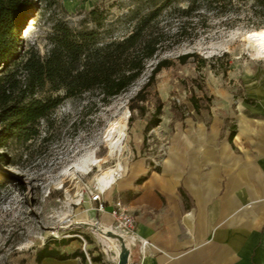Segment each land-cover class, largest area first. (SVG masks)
<instances>
[{
    "label": "rangeland",
    "instance_id": "374dc122",
    "mask_svg": "<svg viewBox=\"0 0 264 264\" xmlns=\"http://www.w3.org/2000/svg\"><path fill=\"white\" fill-rule=\"evenodd\" d=\"M62 2L74 21L95 4L108 8L114 18L126 10L128 0ZM248 6L249 2H239L228 13H207L206 25L193 39L148 59L137 79L119 94L107 101L96 94L66 99L48 121H39L38 135L9 141L5 148L9 157L0 160V264H33L45 244L84 252L81 236L89 254L88 258L84 252L83 264H114L115 245L107 246L94 228L112 226L98 225V216L92 218V209H87L89 191L98 187V178L119 162L123 174L141 156L151 167L156 165L172 130L186 126L189 116L208 119L215 112L226 113L224 101L236 109L242 100L264 98V57L247 39L263 32L264 26ZM31 23L23 35L43 52V29ZM185 52L192 54L181 61L179 55ZM164 57L171 63L148 80L156 61ZM158 100L160 121L148 126ZM229 118H225L228 125ZM117 120L126 121V137L122 150L111 155L105 134ZM98 159L103 161L98 164ZM92 255L100 258L92 260Z\"/></svg>",
    "mask_w": 264,
    "mask_h": 264
},
{
    "label": "crops",
    "instance_id": "0c3cea01",
    "mask_svg": "<svg viewBox=\"0 0 264 264\" xmlns=\"http://www.w3.org/2000/svg\"><path fill=\"white\" fill-rule=\"evenodd\" d=\"M222 104L225 114L177 125L153 167L135 158L104 191L106 211H90L109 225L113 200L123 201L136 234L149 240L142 264H264V98L236 109ZM33 264L83 258L45 256Z\"/></svg>",
    "mask_w": 264,
    "mask_h": 264
},
{
    "label": "trees",
    "instance_id": "16d2710c",
    "mask_svg": "<svg viewBox=\"0 0 264 264\" xmlns=\"http://www.w3.org/2000/svg\"><path fill=\"white\" fill-rule=\"evenodd\" d=\"M239 2H249L251 14L264 26V0H128L114 18L95 4L74 21L62 0H0V160L9 157L10 140L38 135L39 121H48L66 99L96 94L107 101L137 79L148 59L193 39L206 25L207 13H228ZM31 20L43 29V52L23 35ZM191 54L179 58L185 61ZM170 63L165 57L157 60L148 80ZM161 108L158 100L148 126L159 123ZM77 255L85 257L80 249L66 252L45 244L37 260Z\"/></svg>",
    "mask_w": 264,
    "mask_h": 264
},
{
    "label": "built area",
    "instance_id": "2783aa9c",
    "mask_svg": "<svg viewBox=\"0 0 264 264\" xmlns=\"http://www.w3.org/2000/svg\"><path fill=\"white\" fill-rule=\"evenodd\" d=\"M122 168L116 173L114 180L110 183L112 184L116 178L121 176ZM108 187V186H107ZM107 187L101 189L95 187L89 191V205L87 209H92L97 212L106 211L105 201L103 198V193ZM109 213L113 218V231L119 233L124 238V241L129 248V255L126 264H142L143 257L147 253V247L149 245V240L147 238L140 237L135 232V218L134 214L128 210L126 205L120 198H116L112 202V207L109 209ZM95 222L100 224L98 219H95ZM83 240V250L86 256L89 258V254L86 251V239L81 236ZM118 252L112 251L111 260L116 264L118 257ZM108 255V254H107ZM110 256V255H109Z\"/></svg>",
    "mask_w": 264,
    "mask_h": 264
},
{
    "label": "bare ground",
    "instance_id": "6f19581e",
    "mask_svg": "<svg viewBox=\"0 0 264 264\" xmlns=\"http://www.w3.org/2000/svg\"><path fill=\"white\" fill-rule=\"evenodd\" d=\"M247 39L254 44L257 54L260 57H264V31L263 32H257V33H252L249 34L247 36ZM126 121L125 120H120V121H114L109 128L106 131L105 134V141L107 143V146L109 148V154H114V153H118L122 150L123 146H124V140L126 137ZM110 155V156H111ZM103 161L102 159H98L95 160L96 163L100 164V162ZM94 162V163H95ZM122 168L121 163L119 162L117 164L116 168H109L107 169V171L98 178L97 180V185L98 188H105L107 186L110 185V183L114 180L116 173ZM83 222V221H82ZM100 234L101 236L104 238L107 246L108 245H115V253L118 252V250L120 249V244H119V240L112 235H108V234H104L101 232V230L99 229H111L113 230L112 227L110 226H96L94 227ZM113 243V244H112Z\"/></svg>",
    "mask_w": 264,
    "mask_h": 264
},
{
    "label": "water",
    "instance_id": "95a60500",
    "mask_svg": "<svg viewBox=\"0 0 264 264\" xmlns=\"http://www.w3.org/2000/svg\"><path fill=\"white\" fill-rule=\"evenodd\" d=\"M99 230H101V232L104 234L115 236L119 240L120 249L116 260V264H126L129 255V248L127 247L122 235L111 229H104V230L99 229Z\"/></svg>",
    "mask_w": 264,
    "mask_h": 264
}]
</instances>
